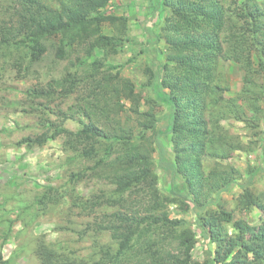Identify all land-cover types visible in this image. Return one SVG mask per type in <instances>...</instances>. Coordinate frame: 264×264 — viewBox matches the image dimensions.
<instances>
[{"label": "rangeland", "instance_id": "rangeland-1", "mask_svg": "<svg viewBox=\"0 0 264 264\" xmlns=\"http://www.w3.org/2000/svg\"><path fill=\"white\" fill-rule=\"evenodd\" d=\"M13 11L14 0H0V29L13 24ZM101 11L114 19L102 20L99 32L90 36L91 25L83 41L70 45L66 41L63 57L57 53L60 35L43 40L45 51L38 59L26 46L5 47L0 41V264H40L37 248L41 243L87 264L91 261L83 256L99 260L101 249L115 246L111 232L100 230L97 223L105 224L121 210L113 202L115 185L108 164L120 146L113 143L97 166L107 142L80 137L83 125L146 144L150 167L157 176L155 187L169 193V177L157 166L153 139L157 130L164 129L170 106L159 102L152 90L155 78L164 74L162 65L169 64L168 43L161 37L169 8L162 0H110ZM98 35L119 43L112 50L94 46L87 53ZM119 65L118 80L109 81L115 72L109 66ZM218 71L223 97L237 98L244 106L255 101L257 112L263 110V97L256 101L252 95L253 100H244L243 70L238 63L222 60ZM262 81L255 74L254 82ZM126 84L133 97L123 96ZM116 88L120 93H114ZM151 116L155 117L153 128L145 131L141 141L137 139L140 122ZM248 116L247 121L228 117L219 121L242 147L226 158L202 159L206 175L235 170L232 183L218 194L211 193L206 208L225 210L233 219L264 226V207L243 209L239 203L240 194L248 188L264 206V124L260 113L251 116L248 110ZM161 139L170 160L183 156L172 134ZM92 144L98 153L87 151ZM176 184L179 194L191 200L181 176H176ZM140 200L141 195L136 201ZM168 214L183 219L194 232L192 261L202 262L213 255L214 238L199 226L200 213L190 201L186 206L182 202L168 205ZM223 229L230 230V224L223 223ZM175 244L170 242L168 248L173 250Z\"/></svg>", "mask_w": 264, "mask_h": 264}, {"label": "trees", "instance_id": "trees-1", "mask_svg": "<svg viewBox=\"0 0 264 264\" xmlns=\"http://www.w3.org/2000/svg\"><path fill=\"white\" fill-rule=\"evenodd\" d=\"M109 1L14 0L13 24L0 29V41L5 47L26 46L32 57L38 59L45 51L43 40L60 35L57 53L63 57L66 41L67 45L83 41L99 32L102 20L114 19L101 11ZM162 3L169 8L161 30V37L168 43L169 64L162 65L161 77L154 75L156 83L152 90L159 102L170 106V111L164 129L156 131L153 142L158 151L157 166L169 177V193L155 187L157 176L150 167L146 144L83 125L80 137L94 138L95 143L107 142L97 166L109 155L113 143L120 146V152L108 164L115 185L113 202L121 209L112 213L105 224L97 223L100 230L111 232L115 246L101 249L99 260H93L92 255L83 257H89L90 264H264L263 225L233 219L225 210L211 212L206 208L211 193L218 194L232 183L235 170L230 168L213 177L201 170L202 159L207 156L226 158L242 147L236 137L220 127L221 119L247 121L249 110L251 116L260 113L264 124V107L258 113L255 101L244 106L237 98L223 97L218 71L222 60L238 63L243 70L244 100H253L252 95L256 101L264 98V81L254 82L255 74L264 79V0H162ZM91 25L92 33L88 35ZM92 43L87 53L94 46L112 50L119 41L98 35ZM121 67L109 66L108 70L115 71L109 81L118 80ZM118 91L116 88L114 93ZM122 93L125 98L133 97L128 84ZM154 121L151 116L140 122L141 135L137 139L143 140ZM170 134L176 149L178 145L183 151V156L179 154L174 161L168 158L161 139ZM95 147L92 144L87 151L98 153ZM176 176L183 178L191 200L179 194ZM139 195L140 202L136 201ZM189 201L200 213L199 226L206 227L215 242L213 255L202 262L191 259L194 232L183 219L168 214V205L182 202L186 206ZM239 203L243 209L264 207L248 188L240 194ZM223 223H229L231 229L224 230ZM170 242L176 243L174 251L168 248ZM37 254L40 264H87L70 254L62 255L45 243L39 244Z\"/></svg>", "mask_w": 264, "mask_h": 264}]
</instances>
